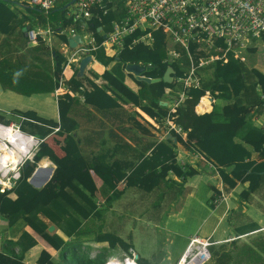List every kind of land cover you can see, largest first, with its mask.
I'll return each mask as SVG.
<instances>
[{
    "label": "trees",
    "instance_id": "obj_1",
    "mask_svg": "<svg viewBox=\"0 0 264 264\" xmlns=\"http://www.w3.org/2000/svg\"><path fill=\"white\" fill-rule=\"evenodd\" d=\"M69 3L64 4L60 9L62 14L66 13ZM106 6H114L115 10L104 16L101 22L89 23L97 43L103 40L97 28L108 25L111 21L120 20L123 16L122 0H110L109 3L106 0L104 7ZM26 10L30 13L34 9ZM54 11L55 8L46 14ZM17 14L18 9L11 8L0 0V86L4 91L25 97L48 93V71H51V61H53V70L60 72L66 60L57 50L44 49L41 40L36 46H29L23 29L44 26V22L31 21L24 14L18 18ZM71 24V20L64 17L61 27ZM139 35V32H135L127 36L122 49L116 51L114 55L107 56L102 48L93 53L98 62L108 67V70L102 74L107 86L98 88L93 85L90 93H84L85 102L94 104L100 111L117 108V100H120L133 104L156 123L165 122L169 115V107L161 106L160 101H165L164 89H176L174 85L162 81L146 83L134 78L138 87L135 92L125 84L126 65L140 63L145 68L141 75L150 79H161L168 67L173 69L176 76L182 75L183 70L178 62L167 60V42L161 31H151L152 44L149 48L142 43L132 44ZM61 40H65V37H61ZM252 43L253 45L247 50V57L259 51L255 46L256 43ZM181 61L184 65L187 64L184 58ZM199 73L200 86L185 91L186 99L172 115L173 122L186 134V139L183 141L175 133L171 134L187 150L197 153L207 163L217 168L225 188L232 190L238 184L246 185L237 195L238 207L228 216V223L233 237L251 236L258 232L259 226L244 216L243 208H247L254 200V196L264 191V130L253 122V115L247 111V108L255 106V112L260 114L263 112L264 99L261 96H264V67L254 66L246 69L242 63L228 55L226 63L216 62L201 69ZM75 76L67 83L77 90L81 79H76ZM106 91H109L113 97L107 95ZM205 92H209L213 98L211 109L208 113L197 115L194 107ZM95 97L105 102L95 103L93 102ZM72 103L73 100L69 97L58 101L62 134H69L76 128V124L69 118ZM3 119L5 117L0 113V120ZM68 122L72 123V126H68ZM20 129L40 139L52 132L51 129L31 121H22ZM65 140L71 148L68 157L58 160L48 150L38 149L32 163L27 162L21 168L20 179L14 188L9 192L0 193V219L5 222L6 228L11 229L18 221H22L24 225L26 223L28 227L15 239H5L0 245L1 252L8 256L6 264H28L26 254L37 245L32 228L47 232L49 224L55 227L50 238L60 248L56 256L43 255L35 264H108L107 257L117 248L131 257L129 251L133 249V245L123 240L116 229L103 230L105 208H98L90 194L76 179L73 178L66 184L65 191L89 214L86 221L71 209L60 196V192H52L49 195L45 193V200H42L41 193L28 185V179L36 164L43 158H49L59 169L67 162L81 159L72 137L67 135ZM151 146L144 150L135 162L129 164L115 162L110 166H104L99 164L98 160H94L92 164L86 163L85 168L87 167L88 170L99 168L100 189L102 197L107 200L106 205L117 202L124 193L115 189L113 179L124 180L125 188L137 190L138 193H135L137 197L141 196L144 200H146L145 196L156 194L157 200L151 205V209L154 207L156 211L165 197L162 189L173 183L171 176L185 180L198 174L189 165L182 167L175 162L174 145L170 140L155 144L149 155L144 156ZM166 196L168 200L176 198L173 191H169ZM138 199L133 200L134 210ZM262 211L264 212L263 208ZM57 232L69 241L64 240ZM88 243L102 246L94 257L83 249L84 245L88 247ZM214 245L216 244L211 246ZM218 246L221 247L213 250L210 256L214 264H222L224 256H230L232 253L249 255L254 261L256 254L264 253V234L258 233L256 237L250 239V243L241 247H238L236 242ZM136 262L149 264L139 257Z\"/></svg>",
    "mask_w": 264,
    "mask_h": 264
},
{
    "label": "crops",
    "instance_id": "obj_2",
    "mask_svg": "<svg viewBox=\"0 0 264 264\" xmlns=\"http://www.w3.org/2000/svg\"><path fill=\"white\" fill-rule=\"evenodd\" d=\"M44 49L48 48L44 45ZM48 51L50 50L48 49ZM95 51L91 53L93 59L90 60L82 77L77 76L78 67L75 66H63L60 72L53 70V61H51V71H48V93L35 94L30 97H25L11 91H4L0 86V90L4 93L5 98L7 100L12 99L14 101L13 106L8 110V112H6L4 107L6 101L4 99H0V101H3L2 104L0 103V113H9L10 116L17 118L21 116L25 119L24 121H31L52 130L48 136L41 139L42 143H40V146L35 150V153L41 148L43 150H48L58 160L68 157L71 148L65 139L67 135L72 137L73 141L77 145L81 159L79 161L67 162L59 169L49 158H43L36 164L35 167V169L40 167L42 170L36 174L35 179L32 182L30 180L31 178H29L27 183L36 192L41 193V196H43L42 200H45V193L49 195L52 192H60V196L68 203L71 209L77 212L79 216L86 221L89 218V214L65 191L66 184L71 179H76L85 191L90 194L98 208H105L104 213L105 216H107L103 222V230H112L113 228L121 227L120 224L116 225L118 224L116 223L118 215L119 219L124 218V216L128 217L127 214L130 212L136 213L137 215V211L144 207H148V204L143 201L144 199L141 198V196L137 197L135 194L138 193L137 190L132 188L126 189L124 180L116 181L113 179L112 183L115 186V189L117 191L122 190L124 193L117 202L106 205L105 202L107 200L102 197L100 189L101 178L99 176V168L88 170L87 167L85 168L86 163L92 164L94 160H98L99 164L104 166H110L115 162L129 164L130 162H135L137 157L149 146L152 145L151 148L146 151L144 156L149 155L155 144H158L163 140L170 139H166L169 133L165 122L156 123L153 119L148 117L139 108L135 107L131 103H125L117 100V108L100 111L96 109L94 104H86L84 93H90L93 89V85L98 88L107 86V82L102 78V74L108 70V67L95 59L93 55ZM105 54L107 56L113 55L107 53ZM74 75H76V79H81V84L77 90H74L73 87L67 83ZM134 78L137 77L126 71L125 84L136 92L138 87L134 82ZM106 93L107 95L112 96L109 91H106ZM65 97H69L73 100L69 112V118L74 124H76L75 130L71 131L69 134L60 133L62 130H60L58 101L60 99L63 100ZM21 98H25L30 101L23 103V99ZM164 100L165 101H160V105L169 107V98L166 97ZM93 102L100 103L105 101H102L101 98L95 97L93 98ZM199 103L200 102H198V104ZM209 103V107L203 105L198 106L197 104L194 107V112L197 115L208 113L211 109L213 98L212 102L209 101ZM3 121L9 122L6 117ZM20 123L21 120L19 124ZM67 124L68 126H72V123L70 122ZM56 128H58V130H56ZM181 139L185 141L186 136ZM170 141L174 145L173 151L175 162L182 167L189 165L192 169L196 170L198 174L185 180L171 176L170 179L173 183L162 189V192L165 193V197H167L166 195L169 191H173L176 198H181L183 191L180 189H185L186 192H190L196 187L199 180L203 178L201 174L205 173L207 181L217 183V186H212L213 188H211L214 192H216V195L218 193L219 196L212 201L211 205L214 206V208L218 206L216 209L218 211V219L220 217L219 220L216 219L218 221L216 225L214 223L215 226L213 225L207 238H209V240L214 242L216 245H230L231 243L236 242V244L239 243L238 246L241 247L242 245L247 244L249 242L245 240L247 235L233 237V232L228 223V216L238 207L237 195L243 190V188L246 187V185L238 184L232 190L225 188L221 180L215 178L214 173H212L208 167L206 168L207 165H205L206 163L204 161L202 162L205 164H199L198 161L201 160L196 157L197 153L187 150L181 142L177 141V138L175 141L173 139ZM35 169L33 173L35 172ZM203 181L204 180H201L200 182ZM176 183H182V188L177 187ZM42 190L44 191L41 192ZM39 197L40 196H38V199ZM136 198L139 199L135 203L134 210L133 200ZM144 198L147 199V196ZM256 201L257 196H254V200L252 201L253 204H250L247 208H243V210L244 216L254 221L260 229L261 227H264V212L262 211V208L257 205ZM253 206L256 208H253ZM105 223H107L106 227ZM16 224L9 229L6 228L5 222L0 219V245H2L5 239H15L21 233L19 232L16 236L13 235ZM50 227H53L52 231H49ZM27 229L28 227L25 223L23 230L25 231ZM32 230L36 236L37 245L26 254L27 263L35 264L36 260L41 259L43 255H47L49 257L56 256L60 247L50 238L51 233L55 231L54 225L49 224L47 232L35 230L34 228H32ZM258 233L264 234V232L259 231L254 234ZM57 234L63 237L64 240L69 241L60 232H57ZM220 238H223V240H219ZM229 248L231 249V246ZM7 261L8 256L3 254L0 250V263L6 264ZM221 263L264 264V255L256 254L254 261H252L249 255L232 253L230 256H224Z\"/></svg>",
    "mask_w": 264,
    "mask_h": 264
},
{
    "label": "built area",
    "instance_id": "obj_3",
    "mask_svg": "<svg viewBox=\"0 0 264 264\" xmlns=\"http://www.w3.org/2000/svg\"><path fill=\"white\" fill-rule=\"evenodd\" d=\"M1 1L11 8L18 9V18L23 15L19 12L22 9L37 8L49 13L57 2ZM105 1L76 0L69 5L71 8L68 7L65 18L71 20L70 26L26 28L24 31L28 45L36 46L41 40L49 50L55 49L63 55L66 60L65 67H78L80 60L87 55L93 59L91 53L99 48L114 55L122 49L124 39L135 32L140 35L132 44L142 43L149 48L152 44L151 31H161L167 42V60L178 62L183 70L182 75L174 76L173 85L176 89H164L165 96L170 99L169 115L165 119L168 133H175L181 138H185L186 134L175 125L172 115L186 99L185 91L200 86L199 71L216 62L226 63L228 55L240 63L246 62L247 50L253 45L252 42H255L259 49L264 48V0H122L121 19L97 28V32L103 37L98 44L89 23L101 22L104 16L115 10L114 6L104 7ZM109 1L107 0V3ZM77 35L82 42L69 47V39ZM61 37H65V40H61ZM183 58L187 61L186 65L181 61ZM137 65L144 68L140 63ZM204 97L212 98L209 92H205L202 98ZM261 98L264 99V96ZM255 110V106L247 108L253 115V121L264 130V107L261 114ZM19 119L21 122L25 120L21 116ZM40 143L41 139L22 132L20 124L0 120V193L9 192L14 188L20 179L21 168L27 162L32 163ZM14 156L17 157L16 163L13 161ZM196 157L207 164L215 178L220 179L217 168L198 154ZM24 227L25 225H21L15 228L13 235L22 232ZM258 231L264 232V227ZM199 240L202 242L201 249L208 253L209 259L208 248L215 243Z\"/></svg>",
    "mask_w": 264,
    "mask_h": 264
},
{
    "label": "rangeland",
    "instance_id": "obj_4",
    "mask_svg": "<svg viewBox=\"0 0 264 264\" xmlns=\"http://www.w3.org/2000/svg\"><path fill=\"white\" fill-rule=\"evenodd\" d=\"M70 1L71 0H57L55 4L56 11L51 14H46L37 8L30 13L25 9H22L19 12L27 15L31 21L40 20L41 22H44V26L39 25L36 28H57L61 27L62 21L65 17V14H62L60 9L64 4H67ZM53 43L57 46L55 41ZM242 64L246 69H251L254 66L264 67V48H260L257 54L247 57L246 62ZM0 99L6 101L4 107L5 111L8 112L13 106L14 101L12 99L7 100L1 90ZM21 99H23V103L30 101L25 98ZM7 102L11 103L8 104ZM0 103L2 104L3 101H0ZM6 114L3 113L4 117H6L9 122L19 124V118L12 117L9 113ZM198 162L199 164L204 163L202 160ZM207 167L208 166H206V168ZM201 176L203 177L201 179L204 180L203 182H200L201 180H199L196 187L190 192H186L185 189H180L183 191V195L181 198L179 197L180 199L178 197L175 198L174 200L176 201L173 199L168 200V197H165L160 202V206L156 211H154V207L151 209V205L157 200V196L156 194H150L146 200H143L148 204V207L139 209L137 215L136 213L130 212L127 214L128 217L124 216V218L121 219H119L118 215L116 220V223L118 224L116 225L120 224L121 227L113 229L117 230V234L123 240L133 245V249L129 251L131 257L128 259V253L117 248V250L111 252L107 257L106 262L112 264L118 260L121 264H125L128 260L132 261L134 256L137 255V257L148 261L149 264H179L182 256L190 247L188 245L192 244L193 241L198 239H202L203 242H206L207 240L210 241L207 237L209 236L214 223L216 225L217 221L220 219V217L218 219V211L216 210L218 206L214 208L211 204L219 195L218 193L216 195V192L212 189V186H217V183L207 181L205 173H202ZM176 186L182 188V183H176ZM256 203L264 209V192L257 196ZM251 204L253 203L251 202ZM253 208L256 207L253 206ZM106 224L107 223H105V227ZM21 225H24V223L18 221L15 228ZM260 234L262 235V233ZM257 235L258 234L247 236L245 240L250 243V239ZM219 240H223V238H220ZM238 245L239 243H237V246ZM101 247L102 246L94 243H88V247L84 245L83 249L87 250L91 257H94L100 252ZM211 247L208 249L210 256L213 250L218 249L221 246L214 245ZM195 251L194 248L190 251L189 259L194 256ZM261 254L264 255L263 252H261ZM137 259L134 260L137 261ZM213 263V259L209 258L203 264Z\"/></svg>",
    "mask_w": 264,
    "mask_h": 264
},
{
    "label": "water",
    "instance_id": "obj_5",
    "mask_svg": "<svg viewBox=\"0 0 264 264\" xmlns=\"http://www.w3.org/2000/svg\"><path fill=\"white\" fill-rule=\"evenodd\" d=\"M76 0H71V2L69 3V5H71L72 3H74ZM29 29V27H26ZM25 29H23L24 31ZM82 42L80 37L77 35L74 38L69 39L68 41V45L69 47H74L76 45V43H80ZM91 57L89 55H87L86 57L82 58L79 62L78 65V71H77V76L78 77H82L83 76V72L85 70L86 65L90 62ZM126 71L128 73H132L133 75H135L137 77V79L144 81L146 83H158L160 81H162L165 84H172L174 82V76L175 73L173 71V69L171 67H168L163 75V77L161 79H149L146 78L144 76H141L142 72L144 71V68L137 65V64H128L126 65ZM210 102H212V98L208 97L207 98ZM166 139H170V140H176V137L173 136L172 134H169ZM42 168L38 167L35 169V172L33 173V175L30 177L31 182L35 179L36 174L41 171ZM48 177V176H47ZM46 177V178H47ZM53 227L49 228V231H52ZM137 255L134 256L133 259H137Z\"/></svg>",
    "mask_w": 264,
    "mask_h": 264
},
{
    "label": "bare ground",
    "instance_id": "obj_6",
    "mask_svg": "<svg viewBox=\"0 0 264 264\" xmlns=\"http://www.w3.org/2000/svg\"><path fill=\"white\" fill-rule=\"evenodd\" d=\"M207 98L208 97L202 98L198 106L203 105V106L209 107V100ZM13 161L15 163L17 162L16 156L13 157ZM200 243L202 242H200V240L198 239V240L193 241L192 244H189L188 246L190 247L188 251L185 252L184 255L182 256L181 260L179 261V264H202L208 258V253L206 251H203V249H201ZM193 248L196 251L194 252V256L191 259H189V253L191 250H193ZM112 264H121V263L117 260ZM125 264H138V263L135 262L134 260L132 261L128 260V262H126Z\"/></svg>",
    "mask_w": 264,
    "mask_h": 264
},
{
    "label": "clouds",
    "instance_id": "obj_7",
    "mask_svg": "<svg viewBox=\"0 0 264 264\" xmlns=\"http://www.w3.org/2000/svg\"><path fill=\"white\" fill-rule=\"evenodd\" d=\"M174 136V135H173ZM30 163V162H29ZM128 259H130V258H128ZM132 259V258H131ZM134 260V259H133ZM135 261V260H134Z\"/></svg>",
    "mask_w": 264,
    "mask_h": 264
},
{
    "label": "flooded vegetation",
    "instance_id": "obj_8",
    "mask_svg": "<svg viewBox=\"0 0 264 264\" xmlns=\"http://www.w3.org/2000/svg\"><path fill=\"white\" fill-rule=\"evenodd\" d=\"M174 84V82L172 83V85Z\"/></svg>",
    "mask_w": 264,
    "mask_h": 264
}]
</instances>
